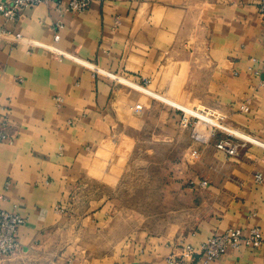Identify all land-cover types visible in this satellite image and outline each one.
I'll return each mask as SVG.
<instances>
[{"label": "crops", "instance_id": "0c3cea01", "mask_svg": "<svg viewBox=\"0 0 264 264\" xmlns=\"http://www.w3.org/2000/svg\"><path fill=\"white\" fill-rule=\"evenodd\" d=\"M259 1L93 0L79 14L55 4L26 8L15 20L0 14V131L12 139L0 141V210L25 218L20 248L0 264H174L168 258L183 244L255 226L262 246L229 250L213 264H264ZM176 106L257 142L238 137L237 156L216 148L225 132L195 144L194 125L181 127ZM152 126H168L172 144L184 136L183 152L199 148L187 175L207 181L189 190L201 212L173 233L140 226L115 238L127 221L114 198L99 194L103 181L115 185L100 164L106 147ZM98 234L105 241H95Z\"/></svg>", "mask_w": 264, "mask_h": 264}, {"label": "rangeland", "instance_id": "374dc122", "mask_svg": "<svg viewBox=\"0 0 264 264\" xmlns=\"http://www.w3.org/2000/svg\"><path fill=\"white\" fill-rule=\"evenodd\" d=\"M153 97L155 99L157 96ZM158 99L163 104H170L169 98L162 96ZM175 108L182 114L180 118L182 128L197 124L196 128L208 130L210 133L208 136L211 138L225 132L226 137L223 138L225 140H235L236 143L238 137L241 139L242 135L225 126L221 120L214 119L212 124H205L206 128L202 129L197 116L187 113L184 107L176 106ZM206 115L214 118L213 115ZM188 121L191 124H188ZM169 129L167 126L162 128V131L160 129L156 131L154 126L147 127L143 132L131 133L126 141L116 140L114 144H111L112 146L106 147L107 154L100 165L113 172L111 179L115 180V185L106 188L107 185L103 181L99 194L104 197L107 194L118 202L116 213H119L121 219L127 221V223L118 224V231L143 226L153 232L169 234L178 228L181 230L190 225L191 220L201 212L195 201V193L189 190H199L198 188L203 186L201 182L205 180L198 183L195 178L187 175V172L196 166L199 148L191 144L188 150L183 152L186 138L182 136L177 143L172 144L169 138L164 137ZM212 130L215 135H211ZM156 134L161 136L157 139L162 141L154 140ZM194 135H192L193 143L198 145L207 143L208 140L205 141L206 143L198 141ZM120 232L115 233L114 237H118ZM105 236L106 234H98L93 239L100 243L105 241ZM184 246L185 244L181 245L180 253ZM9 257L0 258V260Z\"/></svg>", "mask_w": 264, "mask_h": 264}, {"label": "built area", "instance_id": "2783aa9c", "mask_svg": "<svg viewBox=\"0 0 264 264\" xmlns=\"http://www.w3.org/2000/svg\"><path fill=\"white\" fill-rule=\"evenodd\" d=\"M93 0H9V2L3 4L0 3V14L6 17L8 20H15L21 14V12L30 7L38 5H51L55 4L56 8L60 12H70L73 14L83 13L89 9ZM258 12L260 18L264 22V0H260L258 4ZM58 29H62L63 25L61 23L57 24ZM4 35H8L2 32ZM21 39V35L17 34L15 36V41ZM188 113V112H187ZM190 115H195L199 119V125L204 129L205 124H212L214 118L208 117L205 113L196 112L189 113ZM200 114L204 115L201 117ZM188 118V117H187ZM187 121V120H186ZM188 124L189 123L188 121ZM6 126V122L3 123ZM197 124L194 125V136L198 141L205 142L206 134L210 135L209 131L199 130L196 128ZM206 128V127H205ZM221 128L226 129L221 126ZM212 130L211 135L214 134ZM217 133V131H216ZM245 142L254 143L257 142L249 136L241 137ZM12 139L4 131H0V141ZM217 148L229 156H237L239 154V144L234 143L231 140L222 139L216 144ZM196 153V151H194ZM262 174L256 175L257 181H262ZM9 185V184H8ZM201 185H207L206 181H202ZM25 223V218L20 214L9 212L6 210H0V258H6L13 255L19 248V228ZM263 244V234L259 227L255 226L249 229L246 233L240 227L228 228L223 233H216L205 241H203L198 247L192 244H185L181 253L178 256L172 254L168 259L174 262V264H191L195 260H199L201 264H213L219 258L226 254L229 250L239 249L242 246H247L251 248H258Z\"/></svg>", "mask_w": 264, "mask_h": 264}, {"label": "bare ground", "instance_id": "6f19581e", "mask_svg": "<svg viewBox=\"0 0 264 264\" xmlns=\"http://www.w3.org/2000/svg\"><path fill=\"white\" fill-rule=\"evenodd\" d=\"M188 113H193L195 110L187 109ZM201 117H204V115L200 114Z\"/></svg>", "mask_w": 264, "mask_h": 264}]
</instances>
